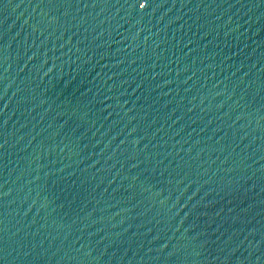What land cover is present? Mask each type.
<instances>
[{
    "label": "water",
    "instance_id": "water-1",
    "mask_svg": "<svg viewBox=\"0 0 264 264\" xmlns=\"http://www.w3.org/2000/svg\"><path fill=\"white\" fill-rule=\"evenodd\" d=\"M0 264H264V0H0Z\"/></svg>",
    "mask_w": 264,
    "mask_h": 264
}]
</instances>
